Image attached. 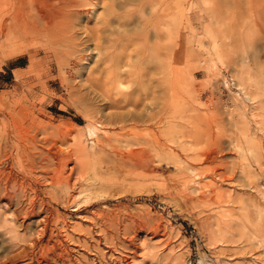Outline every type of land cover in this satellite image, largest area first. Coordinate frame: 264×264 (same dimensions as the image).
<instances>
[{
  "label": "rangeland",
  "instance_id": "374dc122",
  "mask_svg": "<svg viewBox=\"0 0 264 264\" xmlns=\"http://www.w3.org/2000/svg\"><path fill=\"white\" fill-rule=\"evenodd\" d=\"M172 1L163 0L168 45ZM85 9L84 18L93 7ZM178 12L179 75L159 85L166 102L161 128L154 74L143 85L124 80L127 87L108 94L88 49L102 34L93 16L73 40L84 45L82 53L72 42L55 43L58 34L49 42L44 30L16 49L6 46L7 31L0 33V140L11 137L16 150H4L21 164L9 177L18 190L5 210L8 195L0 192V254L10 250L8 264H199L203 257L211 264H264V0H180ZM131 34L129 50L147 38L154 43L153 32ZM225 36L240 45L238 53L248 49L244 84L255 101H243L229 56L216 48ZM96 104L125 120L108 125L92 118ZM97 121L109 136L105 156L115 164L84 152L92 147L87 125ZM90 170L107 195L86 204L79 192ZM28 203L44 211L31 220L14 217Z\"/></svg>",
  "mask_w": 264,
  "mask_h": 264
},
{
  "label": "bare ground",
  "instance_id": "6f19581e",
  "mask_svg": "<svg viewBox=\"0 0 264 264\" xmlns=\"http://www.w3.org/2000/svg\"><path fill=\"white\" fill-rule=\"evenodd\" d=\"M90 5L93 7V9H92L91 14H89V16L86 15L87 16L86 18H90L93 16V19H95L94 21L95 22L97 21V23H95V27H96L97 32L105 34L106 36L104 37V36H102V34L95 36V37H97L96 38L97 40L95 39L94 40L95 43L93 41V43H94L93 46L91 43L88 46V49L90 50L91 56L93 58L92 63H94V65L96 67L94 70L101 72V75L105 78L104 83L106 84L108 94L110 92L112 94L114 89H117V88L121 87L122 85L126 86V84L124 83V80L130 81V82L139 81L143 85V84H146L145 77H148L147 80L153 81L155 78L152 76V74H154L155 77H157L156 82H157V85L159 87V85H161V86L164 85V83L167 81V78H168L167 76H169L170 73H171V76H173L175 79L178 77L179 68H178V63H177V61H178L177 60V57H178L177 51L179 50V46H180L179 45V37H178V36H180L179 35V18L180 17H178L179 16L178 9L180 6V0H173L171 5H170V7L172 9L171 28L173 29V39H172L171 43H169V45L165 42L166 40L164 41V35L167 34L166 33L167 29L161 24L162 20L166 16V10H167V7L164 5L163 0H0V33L3 34L4 30L7 31L8 37L5 41H7V43L9 45L8 44L6 45V43H5V45L10 46L14 49L18 48V44H17L18 41H20V40L26 41V39H28V38L35 37L42 30H44V33L46 34V39H48L49 42H51V40H52V39H50V37L52 35L58 34L59 36H57V37H59L60 39L56 40L55 43L60 42V43L67 45V44H69V42L73 43L74 38H76L75 35H78V34H76L77 29H85L86 28V20H85L86 18H84L82 15H83V12L86 10L85 8L90 6ZM202 5H200V6H202ZM147 7H149V10H150L149 14L151 16L155 17V19L153 21L148 20L149 18L146 16V13H148ZM100 10H102L103 12H101ZM42 21H44V23L46 21L47 24H43ZM235 21H236V19H235ZM236 23L237 22H235V26H236ZM91 26L94 27V24ZM95 27L90 31H93L95 29ZM133 28L139 30L140 34H142L144 32L145 35H147L146 34L147 32H149V31L153 32L154 43L150 44L149 42H150L151 38H147V41L145 44L144 43L139 44L140 43L139 42L137 46H134L131 50H129V46L127 43H131V41H133V40H131L132 35H134V34H131ZM229 28L231 29V27H229ZM207 30H208V28H207ZM87 32H88V29H87ZM203 32H205V31H203ZM95 34H96V31H95ZM85 36H84V38H85ZM87 36H89V34ZM242 38L243 37H241V39ZM144 39H146V36ZM53 40H55V39H53ZM169 40H171V39H169ZM127 41H129V42H127ZM199 41H200V39H199ZM221 41L222 40H220V42ZM52 43H54V42H52ZM234 43L235 42H234L233 37L225 36V37H223L222 45H220V46L217 45L216 48L219 50V49H221V47H223L224 50L226 51L227 56H229V63L231 64L232 70L236 76L235 77L236 79L235 78L234 79L236 81L238 80L240 82V83H238L237 86H238V89L240 91H242V93H243V96L241 97L242 99H244L243 101L244 102L255 101V97L248 91V89H247L248 87L246 86V84H244L245 75H247V73H248V72L245 73V71H246L245 68L247 69L249 66V63H252V62H250L252 59L251 60L248 59V58H250V56L247 55L248 49L246 50V48H243L242 52L238 53L237 47H240V45L235 46ZM256 43L257 42H255L254 44H256ZM133 44H135V43H133ZM152 44H154V45H152ZM14 45H17V47L16 48L13 47ZM21 45H22V42H21ZM82 46H84V45L79 44V43L78 44H74V43L71 44V47L75 48L74 51L79 52V53L83 52ZM21 47H23V46H21ZM249 47H250V45H249ZM8 49H10V48H8ZM2 51H3V49H2ZM68 52H69V50H68ZM57 53H60V52H57ZM166 55H168L169 57ZM212 57H214V56H212ZM167 58H168V60L170 58V60H172L171 62L173 64H170V62H169L170 60L167 61ZM88 59L86 61H88ZM215 59H218V58H215ZM152 65L155 68L154 73L150 72L151 69H154L152 67ZM87 66H88V64H87ZM91 69H93V68H91ZM248 71H250V68L248 69ZM253 74L254 73H252L251 75L254 76ZM100 76H99V78H100ZM247 76H246V78H247ZM235 84H236V82H235ZM227 86H228V84H227ZM103 88H105V87H103ZM130 88L131 87H129V89ZM159 88H160V90L157 91V94L164 95L163 92H161V90L164 87L163 88L159 87ZM129 89H127V90H129ZM147 89L149 91L150 86H148V88L146 87V91H147ZM151 89H152V87H151ZM123 90H122V93H123ZM129 91H127V92L124 91V92L128 93ZM152 91H153V89L151 90V92ZM158 92H160V93H158ZM117 93H119V92H117ZM122 93H121V96H122ZM146 94L149 95L148 92H146ZM104 95H103V97L105 98L106 96H104ZM162 95L158 96V103L156 102L158 104L156 120L158 121L157 123L159 124L160 128H161L163 122H165V119L163 117V107H164V105H166V102L164 100V96H162ZM236 96H237V94H236ZM147 100H149V99L147 98ZM235 100L238 101V98L235 97ZM175 101H176L175 99H173L171 101V103L174 104V106L177 104ZM97 102L98 101H96V103ZM236 105L238 108L242 107L241 104L238 105L236 103ZM103 106H105V105H103ZM102 108H100L97 104L94 105V107H93L94 111L91 114V117L104 119L103 124L105 121V123L108 125L112 124V123L113 124L119 123V125H120V123H122L125 120L126 115L124 117V115H122V114L113 113V112H110L108 109H102ZM239 109H242V108H239ZM151 118H154V117L151 116ZM96 123H98L99 125H102V122H98V121L95 122V124L92 122H89L87 125L86 131H87V135L90 138V143L92 144V147H91L90 151L87 150V148L85 147L84 152H85L88 159H91V156H95V155L99 154V155L106 157L107 162H112V164H113L114 162L111 159V157L105 156L106 149L104 147L107 144H109V136L107 134V131L104 129H101L102 127L99 128L96 125ZM103 132H106V133L104 134ZM5 137L6 138L4 139V137L1 136V140H0V192L6 191L7 194L6 193L5 194H6V196L8 195V197H6L7 201L4 200L5 201L4 202L5 207H3V210H5V208L7 206L14 204L13 195L17 192L18 186L16 185V183L12 182L13 180L10 181L9 177L13 176V171H14L15 165L21 166V164L18 161L19 159L16 162L13 161L12 159H15V157L12 156V154L9 151L4 150L6 148H12L13 150H16L15 149L16 146L14 147L13 145L10 144V141H8L11 137L9 135H6V134H5ZM95 137L96 138L99 137L101 139V141L99 140L100 142L96 143V141L94 140ZM111 137L113 138V136H111ZM87 139H88V137H87ZM76 141H77V138H76ZM31 143H33V142L31 141ZM19 144H21V143H19ZM21 145H19L20 148L23 147ZM12 149H9V150H12ZM18 151H20V150H18ZM116 154L117 153L112 152V155H115V157L117 156ZM32 158H28L26 160L29 161V163H31L33 161ZM118 162H119V160H118ZM120 165H121V163H120ZM9 166H10V169H9ZM185 167H187V166H185ZM20 171H22V170H20ZM19 175H20V172H19ZM193 176H195V175H193ZM18 178H19V176H18ZM191 181L193 182L195 180H191ZM100 184L101 183L99 182L98 179L95 178L93 172L91 170L88 171L87 175L85 176V178L83 180V183L81 185L80 192H79V195L84 197V199L82 201L83 203L90 204L92 202L97 201V199H99V197L107 195V192L103 189L102 186H100ZM195 185H197V184H195ZM192 186L194 187V185H192ZM9 188H10V190H9ZM0 199H3V198L0 197ZM176 201H178V199ZM29 202H31V201H29ZM34 203H35V201H34ZM34 203L33 204L28 203V206L24 207L23 209L20 210L18 208L17 210H15L14 211V217H18V216H21V214H25L24 217L26 219L31 220L32 218H37L40 215V212L42 213L44 211V208L38 207L37 206L38 203L37 204H34ZM38 223H40V227L43 226V227H41V229H45V225H44L45 222H42L40 219L38 221ZM254 233H255V231H254ZM260 234H262V236L264 235L263 233H260ZM257 236H259V235H257ZM262 239H264V238H262ZM16 246H17V243H13L11 245V248H15ZM0 248H1V246H0ZM3 248H5V247L2 246V249ZM1 254H0V259L7 258V260H1L0 264H8V262H10L12 260V258H9L10 257V255H9L10 250H8L7 253H3V255H1ZM8 255H9V257H8ZM203 258L200 260L199 264H211V263L206 262L205 259H203Z\"/></svg>",
  "mask_w": 264,
  "mask_h": 264
}]
</instances>
